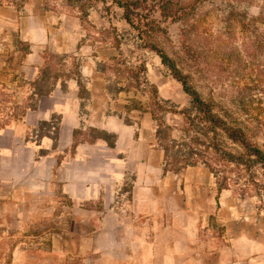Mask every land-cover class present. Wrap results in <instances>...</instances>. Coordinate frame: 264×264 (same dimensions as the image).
Listing matches in <instances>:
<instances>
[{"label":"crops","instance_id":"obj_1","mask_svg":"<svg viewBox=\"0 0 264 264\" xmlns=\"http://www.w3.org/2000/svg\"><path fill=\"white\" fill-rule=\"evenodd\" d=\"M52 22L41 0L0 4V79L35 96L0 125V264H264V211L202 163L169 166L151 112L92 57L37 85L46 51H82Z\"/></svg>","mask_w":264,"mask_h":264},{"label":"rangeland","instance_id":"obj_2","mask_svg":"<svg viewBox=\"0 0 264 264\" xmlns=\"http://www.w3.org/2000/svg\"><path fill=\"white\" fill-rule=\"evenodd\" d=\"M146 1L152 3V0ZM41 3L52 17V24L68 32L65 39L74 35L78 38L82 51H46L48 64L38 86L45 89L49 86V74L77 72L81 59L88 56L105 74L110 89L126 93L133 105L156 110L153 102L163 100L167 106L177 110L187 108L195 114L190 97L159 57L142 47L137 31L124 21L123 11L116 4L110 0H41ZM0 4L24 11L29 0H0ZM171 4L175 10L185 12L186 18L160 20L158 11H153L156 23L147 28L146 40L158 44L219 113L234 112L248 126L249 140L264 150V30L258 32L264 28V0H172ZM255 26H258L257 32ZM16 39L9 37L10 43ZM17 47L28 50L24 43ZM13 74L7 71L5 80L0 79V125L22 116L24 109L34 102L35 96L25 94L30 89L29 82L14 80ZM156 114L163 122L160 139L168 149L169 164L180 166L183 163H174V157L185 152V145H192L189 138L183 142L179 130L173 129L169 134L164 125L175 127L181 123L182 116L158 109ZM202 141L204 145L198 148L210 158L203 137ZM178 143L186 144L177 147ZM229 147L238 152L242 150L234 143ZM215 167V181L220 187L250 200L264 211V171L258 165L253 168L256 184L247 183L249 176L241 168Z\"/></svg>","mask_w":264,"mask_h":264},{"label":"trees","instance_id":"obj_3","mask_svg":"<svg viewBox=\"0 0 264 264\" xmlns=\"http://www.w3.org/2000/svg\"><path fill=\"white\" fill-rule=\"evenodd\" d=\"M110 1L122 9L124 21L137 31V36L140 39L142 47L153 51L159 57L160 62L167 68L172 78L180 84L182 91L190 97V104L193 108L192 110H194V115L187 108L177 110L172 106H167L166 101L163 100L154 101L156 110H149L158 123L157 136L159 138L163 135L160 129L163 122L156 114L157 109L158 111L164 110L182 116V121L179 125L175 127L164 125L169 134L173 129L179 130L183 142H186V139L189 138L192 145L191 147L190 145L186 146V143L176 144L177 147L185 145V152L181 153L180 157L175 156L174 163H202L213 172L214 176H217V168L215 166L226 168L228 165H233L247 172L249 176L247 183L256 184L254 182L253 168L258 165L264 171V150L249 140L248 126L240 122L232 111L228 110V112L219 113L213 103L204 99L191 85L188 77L182 73L177 63L158 44L146 40L147 28H152L153 24L156 23L155 17H152L153 11H158L159 15L157 19L159 17L160 20H184L186 13L172 8V0H152L150 4L146 0ZM156 4L158 5L157 8H155ZM254 30L257 32L258 26H255ZM262 30L264 28L258 32L262 33ZM202 137L206 141L204 147L210 158L204 156L203 150H199L198 148L201 144L204 145ZM230 143L238 145L242 150L240 152L234 151L229 147ZM161 146L165 152L167 164H169L168 149L162 144ZM192 155H196L197 158H193ZM169 166L176 167L174 164H169Z\"/></svg>","mask_w":264,"mask_h":264}]
</instances>
